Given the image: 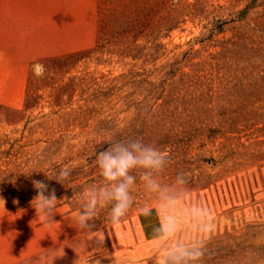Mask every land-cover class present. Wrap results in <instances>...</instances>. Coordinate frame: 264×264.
<instances>
[{"label":"rangeland","instance_id":"obj_1","mask_svg":"<svg viewBox=\"0 0 264 264\" xmlns=\"http://www.w3.org/2000/svg\"><path fill=\"white\" fill-rule=\"evenodd\" d=\"M8 1L25 26L12 44L0 28V142L23 147L16 164L59 202L36 213L33 180L0 194V264H173L181 248L203 252L187 264H264V0ZM157 12L172 30L155 31ZM136 140L166 154L162 168L130 170L119 222L106 201L81 229L88 192L111 187L96 155ZM149 208L167 224L155 241L137 228Z\"/></svg>","mask_w":264,"mask_h":264},{"label":"clouds","instance_id":"obj_2","mask_svg":"<svg viewBox=\"0 0 264 264\" xmlns=\"http://www.w3.org/2000/svg\"><path fill=\"white\" fill-rule=\"evenodd\" d=\"M33 72L36 77H42L45 72L44 65L39 63L33 65ZM165 157V153L155 147L145 145L140 140L133 141L128 145L119 142L113 143L107 149L100 151L96 155V164L100 170V175L105 181L109 182L111 187L110 189L105 188L99 194L93 191L88 192V200L82 205L76 218L78 226L81 229L90 228L89 221L93 218L98 204L106 201H115L109 218L114 223L119 222L132 202L129 188L134 184L135 178L129 175L130 170L137 167L160 169L165 162ZM70 174L71 169L63 168L55 178L58 182L63 183ZM141 179L148 181L149 187H158L154 181L150 180L149 173L142 175ZM32 184L37 190L33 199L36 213H40L45 218H51L53 209L59 202L55 189L53 188L51 194L46 196L44 193L48 187L47 184L38 180H33ZM0 202L5 203L3 199H0ZM212 227L211 220H208L204 224V231H211ZM202 255L203 252L200 248L192 251L181 248L178 252L172 254L173 264H181L182 261L187 264L186 258L196 261ZM164 264H168V261L166 260Z\"/></svg>","mask_w":264,"mask_h":264},{"label":"trees","instance_id":"obj_3","mask_svg":"<svg viewBox=\"0 0 264 264\" xmlns=\"http://www.w3.org/2000/svg\"><path fill=\"white\" fill-rule=\"evenodd\" d=\"M155 6L157 9H160L164 6V2L156 0ZM242 12L243 11L240 13ZM122 21L123 25H128V20ZM172 21V18H167L157 12L153 19L155 31L159 32L160 30H163V28L167 27L169 32L173 29V26H171ZM260 26L264 27V22H262ZM218 33H222L221 28L218 30ZM247 40L248 38L241 34L233 44L237 47L243 46L247 43ZM8 144V142H0V194H20L22 193V188L28 185V182L32 181L36 175L33 171L19 168V165L16 164V160L20 159L23 155V147H16V141L9 145ZM7 145L8 148H5Z\"/></svg>","mask_w":264,"mask_h":264},{"label":"crops","instance_id":"obj_4","mask_svg":"<svg viewBox=\"0 0 264 264\" xmlns=\"http://www.w3.org/2000/svg\"><path fill=\"white\" fill-rule=\"evenodd\" d=\"M5 4L0 6V28H3L6 36H10V39L5 38L3 42L5 44H12V33L21 36V29L25 26L24 14H22L21 6H12V1H4ZM13 28L14 31H13ZM22 43L21 39L14 40V43ZM22 49L21 46H19ZM6 49H11L8 47ZM137 228L139 235L144 241H155L166 235L167 224L162 216V213L157 208H149L141 211L137 216Z\"/></svg>","mask_w":264,"mask_h":264}]
</instances>
